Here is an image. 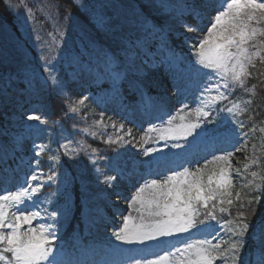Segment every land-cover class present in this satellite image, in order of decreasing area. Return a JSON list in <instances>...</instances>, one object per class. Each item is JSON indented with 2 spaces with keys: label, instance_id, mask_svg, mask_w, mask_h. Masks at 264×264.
<instances>
[{
  "label": "rangeland",
  "instance_id": "1",
  "mask_svg": "<svg viewBox=\"0 0 264 264\" xmlns=\"http://www.w3.org/2000/svg\"><path fill=\"white\" fill-rule=\"evenodd\" d=\"M220 2L221 0H211L206 8H202L204 17L197 35L193 37L194 39L199 40L206 35L215 11L222 10L219 9ZM9 4L17 12L21 34H15L9 25L0 19V63L15 59L11 47L17 39H20V42L16 43V49L19 51L16 55H23V59H32V51L22 40L29 37L33 45L34 41L42 37L40 29L37 27L35 10L29 0H9ZM93 13L97 24L98 17L102 15L101 7L93 9ZM182 25V20L174 16L170 19L167 29L177 30ZM59 33L60 39L57 36L53 37L51 45L47 49L46 47L38 49L42 57L48 52L52 53L55 46L56 48L59 46L57 50L59 52L52 56L45 65L46 69L54 66L53 74L58 75L65 85L63 92L55 87L54 91L69 100L68 108L71 106L70 101L74 102L87 96L88 99L84 105L79 106L77 112H70V114L77 118L83 116L88 132L93 136L103 140L106 138L118 140L122 143V147L126 146V149L122 151L121 157L116 160L103 159L63 125L50 123L47 117V112L50 109L48 104L40 103L25 106L24 103H20L18 110L20 114L17 117L22 120L24 135L20 137L14 130L0 128L1 163H5L13 156L12 148L37 152L40 149L36 146L41 145L44 146L42 151L44 152L52 145L59 144L64 157L69 160L72 170L81 182V190L84 195V217L87 226L97 236L106 235L108 228L113 224H119L122 227L123 218L128 215L134 218L133 223H139L141 215L145 220L153 218L148 216L147 201L158 196L155 189L145 188L143 192L144 208H141L139 202L132 201L137 190L152 180L163 181L172 172L182 173L187 169L189 172L200 171L202 183L207 185L203 174L205 170L210 171L212 169L213 183L211 186L216 188L220 169H228V165L226 161L215 159V157L226 155L228 152H235V149H240V151L235 152L229 158L233 182L229 190L239 188L244 194H247L252 188L261 189L260 175L253 172L255 175L251 173L248 176L247 170L254 165L253 160L256 161L255 164L260 161L264 146L263 127L255 126L247 131L237 129L227 136V142L225 140L219 141L211 148L201 146L203 139L199 129L187 136L182 135L179 130L181 125L200 122L203 115L197 116V109L203 108L204 112L209 113L221 100L214 99L215 97L220 94L224 97L228 95V90H225L223 86L218 90L210 87L209 91L204 92L206 86L221 83L218 74L214 73L213 69L204 68L199 64H186L180 55L168 53L161 65L155 66L149 63V66L145 67L144 71L148 74L146 81L148 87L143 95L135 91L138 102L136 105H132L123 100L124 97L120 92L121 81H113L114 86L104 91H93L89 88V84L94 80L100 81L107 77V75L96 71L98 66H102V63L96 61L95 53L87 49L84 51L72 48L67 50L66 45L78 39L80 33L74 31L71 36L66 31ZM81 53L85 54V61L89 63L78 65L80 57H82ZM38 62L42 63L44 60H38ZM75 67H77V71ZM198 69L199 71H197ZM12 77H14L13 73L0 70V94L13 111H17L14 105L17 104L16 101L19 98L16 88L26 87L28 94H32L33 97L42 96L47 92L48 84L45 83V74L38 67L30 66L28 68L26 66L20 69L17 77L23 79L21 84L16 80V83L12 82L10 80ZM29 81L32 82L31 87H28ZM153 82L156 84L155 87L164 92L166 103L159 102L154 95L147 91ZM48 83L51 84L50 81ZM202 92L204 93L203 96L201 95ZM138 106L144 110L135 109ZM29 115L39 116L40 120H29ZM181 117L184 119L181 120ZM169 128L175 131L169 132ZM257 132H260L263 137L256 140ZM176 145L180 147H176ZM148 149L153 151L148 152ZM35 160L33 157L20 164L14 176L6 178L4 174H0V195L5 194V191H16L18 185L27 186L25 181L35 186L37 182L29 179L35 171ZM93 160L96 161L95 164L92 163ZM245 165L248 167L245 168ZM236 169H239V173L235 171ZM55 173L56 178L52 183L63 187L68 180L69 173L61 159L57 161ZM216 175L217 178H215ZM106 176L116 177L115 186L117 189L114 191L121 190L119 202L113 200L110 186L103 182ZM46 181L47 179H43L40 182L47 184ZM124 181H127V184H124ZM54 198L53 195L40 196L38 194L35 201L36 207H33L31 202L21 205L22 209L26 207L28 211H41V216L33 221L32 226L53 223L52 219L43 211L44 209H47V212L63 209L66 214L67 206L65 204L53 206ZM49 199L51 203H48ZM161 203H163L162 199ZM137 209H141V211L138 212ZM65 214L58 216V223L54 226L57 237L61 231L59 222L65 218ZM28 227V225L22 226L21 231ZM217 235L227 241L230 233H224L218 228H195L191 232L161 238L165 243L150 241L147 242V245L128 244L116 254H101L95 257L93 254L87 253L84 258L77 259L76 262L78 261L79 264H128L126 259L128 256L140 259L143 255L147 259H153V254L162 256L165 251L174 247L180 248L184 243L212 239ZM232 238L235 239V237ZM212 242L216 243V240H212ZM225 247L227 244L222 243L219 252L222 253ZM213 254L218 255L215 252ZM214 264H224V262L218 256Z\"/></svg>",
  "mask_w": 264,
  "mask_h": 264
},
{
  "label": "snow or ice",
  "instance_id": "2",
  "mask_svg": "<svg viewBox=\"0 0 264 264\" xmlns=\"http://www.w3.org/2000/svg\"><path fill=\"white\" fill-rule=\"evenodd\" d=\"M211 0H146L147 11L142 10L139 15V24L137 25V34L134 36L125 33L124 24L111 16L102 14L98 17L97 24L94 26L97 33H103L104 37H111L116 43V48L105 49L100 47L103 52L102 66H98L96 71L107 75L113 81L125 82L130 90L140 92L142 95L148 87L146 83L148 74L144 71L149 66V61L153 59L152 52L155 38L162 33L172 16L182 18L193 16L199 19L201 9L206 8ZM219 9L216 10L214 17L207 29L206 35L198 40V45H190L197 54L196 63L204 68L213 69L218 74L220 84H210L204 88V92L209 88L219 89L221 86L228 90L230 85H238L244 88L245 79L252 76L249 67H255V61L258 59L264 62V2L261 0H221ZM159 16L160 23L154 18ZM182 27L187 32H196L198 28L191 24L184 23ZM99 45L97 36H88V45L95 49ZM251 49V50H250ZM81 63H89L84 57H80ZM50 73L46 79L51 81L53 87L63 92L65 85L54 73V66L46 69ZM199 71V69L197 70ZM32 86L29 81L28 87ZM245 91L255 92V85ZM203 92L201 95L203 96ZM225 99L222 94L214 99ZM88 99L87 96L77 101L71 102L69 112L75 113L79 106L84 105ZM239 104H234L233 108L227 109L229 112L239 111ZM208 113L199 108L196 111L197 116H206ZM29 120H40L39 116L29 115ZM184 117H181L183 120ZM200 123H189L180 126L182 135H191L196 129L200 128ZM243 127V123H240ZM169 132L175 131L169 128ZM119 139V138H118ZM109 143L113 141L109 138ZM227 142V137H225ZM40 151L35 153V157H40L44 146L37 145ZM176 147H180L176 145ZM148 152L153 151L148 149ZM240 149H235V152ZM235 152H228L226 155L215 157V159L227 162L228 169L221 168L219 179L216 181V188H212V177H209L207 185L202 183L200 171L189 172L185 169L181 172H172L163 181L152 180L149 184L137 190V194L132 197V201L139 202L141 208L145 207V198L143 192L145 188L155 189L158 193L156 198L147 201L148 216L153 217L145 220L143 215L139 223H133L134 218L128 215L123 218V226L114 233L117 240L128 244L147 245V242L155 241L165 243L161 238L169 237L177 233L189 232L197 224H203L204 221H198L199 215L197 205L208 208L209 201L217 200V193L220 196L219 203L228 205L233 204L231 199L233 193L229 190L232 186L231 179V160ZM147 154V152H146ZM50 159H58L50 157ZM96 163L95 160L92 161ZM255 164L256 161L253 160ZM40 166L39 159L35 160L34 174L29 178L37 183L33 186L25 181L18 185L16 191H5L0 195V261L4 264H64L57 258L55 251V241L58 239L55 233V224L58 223V216L64 215L65 210L47 212L43 211L52 219L51 224L33 225V221L41 216L40 210L28 211L27 208H21L29 202L36 207L35 201L38 194L44 187L38 179V170ZM248 165H245L247 168ZM99 171V169H97ZM239 173V169L235 170ZM42 175V173H40ZM255 175V173H253ZM56 173L53 172L47 176V183L55 180ZM264 180V177H261ZM116 180L115 176H106L104 183L112 186ZM52 195H56L53 193ZM119 198V193L116 194ZM236 199H240V193L237 192ZM229 197L225 201L224 197ZM171 197V199H169ZM161 199L163 203H161ZM43 203V201H41ZM51 203V200H48ZM251 204V201H249ZM154 205V208H153ZM243 207V205H241ZM215 208V204H213ZM141 211V209H137ZM220 211H226L221 208ZM11 213V215H10ZM207 217L215 219L213 212H208ZM239 220L234 226L228 227L230 233L227 241L222 237L214 236L212 239H204L193 243H184L180 248H173L165 251L164 254L154 255L153 259H147L143 255L140 259L128 256V264H214L218 256L224 261V264H264V222L256 227L254 239L258 245V254L254 260L246 259L243 249L247 244V234L252 225L246 222L243 212L238 213ZM233 222L226 221L225 224L232 225ZM29 227L21 231L22 226ZM223 228L224 225H221ZM232 237H235L233 239ZM212 240H216L213 243ZM222 243L227 244L223 252H219ZM143 251V250H140ZM218 255H214L213 253ZM10 254V255H6ZM226 254V255H225ZM251 255V254H249ZM68 264H73L69 261ZM79 264V262H75Z\"/></svg>",
  "mask_w": 264,
  "mask_h": 264
},
{
  "label": "trees",
  "instance_id": "3",
  "mask_svg": "<svg viewBox=\"0 0 264 264\" xmlns=\"http://www.w3.org/2000/svg\"><path fill=\"white\" fill-rule=\"evenodd\" d=\"M107 1H109V4H106L103 0H29V3L35 10L37 27L40 29L39 31L42 34V37L37 39L38 41L34 43L35 46L38 48L46 47L47 49L51 45L53 38L52 35L57 34L58 36L60 31H66V33L71 36L74 31H77L80 33L78 39H80L85 47L91 51L95 52L96 49L87 47L88 36H97L99 38V45L97 46L99 49L101 46L105 48L106 44L111 45V49H115L116 43L111 37H104L103 33H97L92 17L93 7L100 4L104 14L111 16L123 23L125 27V33L134 36L137 34V25L139 24L138 14L142 10L147 11L145 6L146 0ZM154 18L158 23L162 22L158 15ZM0 19L1 21L3 20L6 22L15 34H20L21 28L19 25L18 15L16 10L9 4V0H0ZM184 19H186V21L191 25L192 21L195 23V17L193 16H185ZM163 35H166L165 44H167V46L170 48L176 47L177 44L182 45L184 43L183 39L185 36H181L183 39L181 37V39H179L176 35L171 33L167 34L165 33V30H163V32L158 34L155 38L153 52H155V49L158 45H162L159 37ZM176 38L179 39V42L175 41ZM17 42H20V39L15 40L11 47L15 59H10L5 63H0L1 71H15L24 64L30 63L32 65L34 64L32 62L38 61V55L29 37L26 38L25 42L28 48H31L33 56L32 59L30 58L26 62H24L23 55H16V53L19 52L16 49ZM72 44L76 48H79V41H74ZM57 49L58 47L56 48L55 46L53 53H55ZM44 55L46 56V54ZM262 55H264V52ZM49 58L50 55L46 56L45 60L47 61ZM153 58L158 60L156 55ZM38 66L40 69L45 71L43 64H39ZM249 72L252 73V76L245 79L244 88L242 89L239 86H235L231 90L230 95L218 104L216 111L203 120L204 131L206 133H215L216 136H219L222 133L232 131L236 127H240L241 122L243 123L242 128L250 127L254 123L264 125V62H260L257 59L255 61V67H250ZM253 85H255L254 93L244 90L251 89ZM126 93L129 95V91H126ZM45 101L51 104V110L49 113L50 119L52 121H59L61 123L63 122L66 125L71 123L76 127L81 126V123H79L80 121L68 114V109L65 105V97L57 95L56 92H48L46 94ZM3 103L4 100L0 99V126L14 127L15 125H18L19 123L11 118L12 115L10 114V111L7 110V107L4 106ZM234 104H239L240 110L234 112L227 111V109L233 108ZM87 138H89V142H95L92 140V138L86 137V139ZM100 149L105 153L109 150H112V147L103 146ZM34 154V152H31V155ZM50 157H56L55 152H44L40 157H38L40 161L39 169L43 173L50 172V169L53 167L52 162L54 159H50ZM252 169L258 170L261 173V176L264 177V151L260 164L253 167ZM262 183V192L253 191L247 195V198L243 197V194L240 191L235 190L232 192V205H228L226 202L224 204H220L219 197L218 203L232 214V216H225L219 219V222H221V225H224L226 231L228 227L234 226L235 223L238 222V213L243 212L247 218L246 222H249L252 225L248 233L252 235L255 232L260 220L264 218V180H262ZM70 190L74 197V206L69 218V223L65 227L61 237L63 245H65V243L68 245L69 248H67L66 251L69 252L78 250L79 246L76 243V237L80 232L82 233L83 230L82 196L80 195L79 191V182L76 179H74L72 186L70 185ZM237 192L240 193L239 200L236 199L235 194ZM228 198L229 197L225 196V201H227ZM249 201H251V204H249ZM241 205H243V207H241ZM226 221H231L233 223L232 225H227L225 224ZM90 241L97 244V241L94 239ZM54 243L55 245L58 244L60 247L63 246L60 245L59 242L55 241ZM251 247L252 245L249 243L246 245V249L243 250L246 259L249 256V253L253 254ZM0 264H4V262L0 261ZM229 264H231L230 260Z\"/></svg>",
  "mask_w": 264,
  "mask_h": 264
},
{
  "label": "bare ground",
  "instance_id": "4",
  "mask_svg": "<svg viewBox=\"0 0 264 264\" xmlns=\"http://www.w3.org/2000/svg\"><path fill=\"white\" fill-rule=\"evenodd\" d=\"M130 183H132L131 181H128ZM124 184H127V181H124ZM117 187L115 186V181L113 182L112 186L110 187V190H112V194H113V200H115V202H119L120 201V198H117V193H121V190H118V191H114L116 190ZM128 211V210H127Z\"/></svg>",
  "mask_w": 264,
  "mask_h": 264
}]
</instances>
